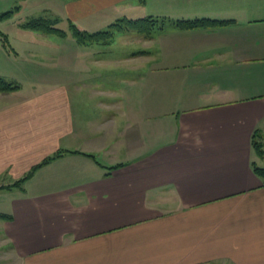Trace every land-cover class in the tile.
<instances>
[{"label": "crops", "instance_id": "obj_1", "mask_svg": "<svg viewBox=\"0 0 264 264\" xmlns=\"http://www.w3.org/2000/svg\"><path fill=\"white\" fill-rule=\"evenodd\" d=\"M59 1L88 34L232 23L22 32L20 49L3 34L0 264H264V0Z\"/></svg>", "mask_w": 264, "mask_h": 264}, {"label": "trees", "instance_id": "obj_2", "mask_svg": "<svg viewBox=\"0 0 264 264\" xmlns=\"http://www.w3.org/2000/svg\"><path fill=\"white\" fill-rule=\"evenodd\" d=\"M15 10H10L5 13L0 14V22L7 21L12 17ZM170 23L180 31L194 30V29H211L216 27H223L232 23L231 21H219L214 19L200 18L193 20H168V19H157L153 17H146L135 20L121 19L111 24L107 30L103 32H98L95 34H88L84 31H80L76 28L75 25L69 24L71 28V32L73 37L80 44L86 45L87 43L92 42H107L113 34L115 33H124V32H134L139 35L148 36L151 31L154 29H161L165 26V24ZM22 29L37 32L46 36H56L58 38H64L66 33L60 29H57L54 24H51L46 19L39 18L34 19L28 22H24V24L19 25ZM0 38L3 45L6 43V38L3 34L0 33ZM18 89L16 84L7 82L3 78L0 77V94L12 93ZM252 149L255 152V155L259 158L263 157V150L261 148V143L259 141L258 136L255 134L252 138ZM50 160H46L43 162L44 165L48 163ZM37 167V168H38ZM34 168L29 175L35 170ZM253 173L261 180L262 186L264 187V167L252 166ZM28 177V176H27ZM27 177L23 178L21 181L17 182V184L24 181Z\"/></svg>", "mask_w": 264, "mask_h": 264}, {"label": "rangeland", "instance_id": "obj_3", "mask_svg": "<svg viewBox=\"0 0 264 264\" xmlns=\"http://www.w3.org/2000/svg\"><path fill=\"white\" fill-rule=\"evenodd\" d=\"M17 9L11 18L7 21L0 22V33L6 35L8 41L13 45L17 46L19 49L21 48V42L18 41L20 39L19 33L26 32V34L32 32L28 30H23L21 27H18V23L24 24V22H28L34 19L43 18L46 21H49L51 24H54L53 27L64 31L67 35L71 36V28L69 24L71 22H67L65 10L61 5V1L59 0H0V14L5 13L10 10ZM53 14V18L50 15ZM77 27V26H76ZM83 27V26H78ZM43 35V34H42ZM46 36V35H45ZM1 37V36H0ZM73 37V35H72ZM65 38V37H64ZM51 41L55 43H59L58 37L52 36ZM70 40L62 41L60 44L62 46L63 51H70ZM128 48V47H127ZM52 51L51 48H44V50ZM69 53L62 58V71H69ZM18 65H24L26 71L28 69L25 66L24 62H19ZM44 67L39 66V75L42 77L48 76L52 73L53 69L49 66L43 65ZM42 68V70H41ZM44 79V78H43Z\"/></svg>", "mask_w": 264, "mask_h": 264}]
</instances>
